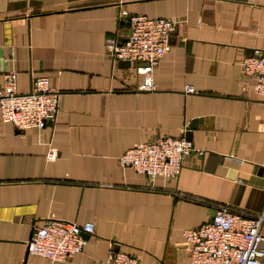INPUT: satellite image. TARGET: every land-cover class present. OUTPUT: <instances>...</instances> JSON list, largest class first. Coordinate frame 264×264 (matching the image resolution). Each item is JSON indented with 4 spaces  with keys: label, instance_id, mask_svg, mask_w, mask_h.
<instances>
[{
    "label": "crops",
    "instance_id": "1",
    "mask_svg": "<svg viewBox=\"0 0 264 264\" xmlns=\"http://www.w3.org/2000/svg\"><path fill=\"white\" fill-rule=\"evenodd\" d=\"M122 13L176 21L153 92L139 91L145 64L107 52L129 34ZM255 51L264 0H0V87L15 72L19 93L38 76L61 93L53 128L0 121V264H51L27 251L46 219L95 228L81 253L54 264H104L115 246L142 264H189L186 229L219 207L263 213L264 96L242 68ZM187 133L195 153L174 180L120 164L135 144ZM261 234L264 250V222Z\"/></svg>",
    "mask_w": 264,
    "mask_h": 264
},
{
    "label": "built area",
    "instance_id": "2",
    "mask_svg": "<svg viewBox=\"0 0 264 264\" xmlns=\"http://www.w3.org/2000/svg\"><path fill=\"white\" fill-rule=\"evenodd\" d=\"M129 16V34L119 40H107L106 49L112 58L129 63H143L140 68L144 79L141 92H153V70L171 49L170 38L176 21L168 18H151L144 15L122 13L121 20ZM244 72L253 79L254 91L264 96V52L255 51L242 61ZM17 75L9 72L0 87V121L10 123L19 131L53 128L60 111L61 93L50 87L47 76L34 77L30 91L19 93L16 88ZM187 94L195 89L187 85ZM195 153L192 141L185 137L161 135L151 142L135 144L120 157L122 167H129L137 174L154 182L157 178L176 179L185 159ZM201 153V152H199ZM57 149L49 146L46 158L54 161ZM264 212L249 217L219 207L212 217L202 225L183 232L184 251L189 253V264H264L261 227ZM95 232L92 223H77L46 219L42 226L34 227L27 243L29 255L48 259L51 264L65 262L81 253L86 244L85 235ZM104 264H142L140 259L117 246L111 247Z\"/></svg>",
    "mask_w": 264,
    "mask_h": 264
},
{
    "label": "water",
    "instance_id": "3",
    "mask_svg": "<svg viewBox=\"0 0 264 264\" xmlns=\"http://www.w3.org/2000/svg\"><path fill=\"white\" fill-rule=\"evenodd\" d=\"M126 63H129V62H126ZM185 138H186L187 140H190V135L187 133L186 136H185Z\"/></svg>",
    "mask_w": 264,
    "mask_h": 264
}]
</instances>
